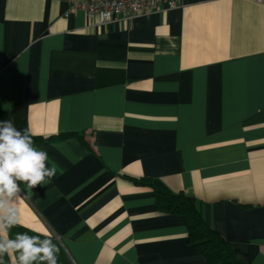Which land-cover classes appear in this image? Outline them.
Wrapping results in <instances>:
<instances>
[{
  "label": "crops",
  "instance_id": "obj_1",
  "mask_svg": "<svg viewBox=\"0 0 264 264\" xmlns=\"http://www.w3.org/2000/svg\"><path fill=\"white\" fill-rule=\"evenodd\" d=\"M67 9L0 0V121L57 167L21 184L8 237L46 229L58 264H207L139 182L152 177L264 264V5L177 0L106 23Z\"/></svg>",
  "mask_w": 264,
  "mask_h": 264
},
{
  "label": "clouds",
  "instance_id": "obj_2",
  "mask_svg": "<svg viewBox=\"0 0 264 264\" xmlns=\"http://www.w3.org/2000/svg\"><path fill=\"white\" fill-rule=\"evenodd\" d=\"M33 135L30 129H17L11 120L0 121V256H13V264H58V248L46 229L36 235L23 232L8 237L9 230L22 223L21 184L30 191L57 174L56 165L48 164V153L34 146Z\"/></svg>",
  "mask_w": 264,
  "mask_h": 264
},
{
  "label": "trees",
  "instance_id": "obj_3",
  "mask_svg": "<svg viewBox=\"0 0 264 264\" xmlns=\"http://www.w3.org/2000/svg\"><path fill=\"white\" fill-rule=\"evenodd\" d=\"M139 182L153 188L155 207L159 212L184 218L188 241L204 256L207 264H242L232 244L207 224L188 194L171 190L159 178L143 177Z\"/></svg>",
  "mask_w": 264,
  "mask_h": 264
},
{
  "label": "built area",
  "instance_id": "obj_4",
  "mask_svg": "<svg viewBox=\"0 0 264 264\" xmlns=\"http://www.w3.org/2000/svg\"><path fill=\"white\" fill-rule=\"evenodd\" d=\"M264 5V0H254ZM68 15L72 9H81L89 19L106 23L114 17H132L141 13L153 11L161 4L168 8L175 7L177 0H66Z\"/></svg>",
  "mask_w": 264,
  "mask_h": 264
},
{
  "label": "water",
  "instance_id": "obj_5",
  "mask_svg": "<svg viewBox=\"0 0 264 264\" xmlns=\"http://www.w3.org/2000/svg\"><path fill=\"white\" fill-rule=\"evenodd\" d=\"M187 194L188 195H191L192 194V191L190 189L187 190Z\"/></svg>",
  "mask_w": 264,
  "mask_h": 264
}]
</instances>
